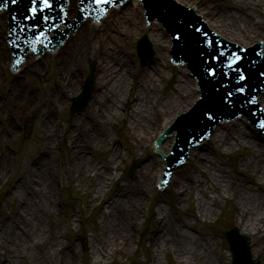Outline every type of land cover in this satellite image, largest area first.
Here are the masks:
<instances>
[{
    "label": "bare ground",
    "instance_id": "obj_1",
    "mask_svg": "<svg viewBox=\"0 0 264 264\" xmlns=\"http://www.w3.org/2000/svg\"><path fill=\"white\" fill-rule=\"evenodd\" d=\"M176 1L197 7L198 15L203 16L208 26L228 41L239 43L241 47L258 40L264 42V0H220L214 4L205 0ZM6 18V13H0L1 72L12 58L4 38ZM146 19L149 14L143 2H133L128 8H112L105 22L93 27L83 25L78 34H72L66 48L50 51L51 65L45 66L43 62L48 54L42 61L39 57L30 63L26 60L22 69L15 73L14 81L7 86L3 97L12 96L15 109L5 112L0 103V115L9 123H4L2 136L9 139L10 135L16 137L19 134L12 119L17 106L38 110L39 155L28 161L7 184L5 180L12 177L15 160L0 147V186L7 184L4 192L11 207L0 219V261L3 264H20L29 258L30 264L61 263L62 255L55 263V248L60 247V253L62 249L61 231L59 228L52 230L50 218L58 219L55 185L60 187L63 177L83 188L87 183L90 190L86 207L93 210L97 201L100 217L104 215V220L99 223L103 232L97 239L93 236L91 261L118 264L123 260L115 259L116 254L126 256L136 249L134 243L141 236V232L138 237L134 235L138 214L149 209L153 202L147 193L149 188L152 189L153 180L162 176L165 165L157 155H150L145 161L148 158L146 147L200 95L189 67L170 62L173 35L161 21L146 24ZM141 35L152 43L154 52L150 57L140 56L136 44L134 49L131 48L133 37ZM134 50L141 67L133 59ZM87 58L95 60V68L94 61H89L85 77L82 62ZM39 66H42L44 84L28 85L29 76ZM93 69L96 93L88 100L86 110L74 117V124L60 129L55 116L66 105L65 97L78 91L89 77L94 79ZM43 93L47 97H43ZM259 98L260 106L264 107V94ZM121 125L135 141L133 152L140 161L132 177L122 180L117 171L124 157L115 144ZM173 139L174 135L162 143L161 149L166 153ZM262 140L246 116L233 123L231 120L221 123L216 134L204 140L206 151L202 146H194L190 151L189 166L186 164L177 169L172 183L164 190L173 188L178 209H184L190 203L197 204L196 212L190 213L195 222L207 216L212 219L217 213L208 201L202 202L194 193L205 194L210 189L219 196L231 197L235 225L251 240L254 238L255 245L249 241L251 254L257 248L264 259ZM62 141L67 149L63 177L59 166ZM103 149L109 155L99 157L97 152ZM236 152L238 162L229 166L223 155ZM120 180L117 189L107 195L111 186ZM254 187H259L260 192ZM210 199L215 204V198ZM155 202V225L147 239L146 254L139 264H163L161 256L168 258L169 255L174 257L173 264H228L223 261L225 258L216 238L199 230L192 220L182 216L180 210L172 212L170 205L167 209L161 200ZM43 244H46V251L40 256L27 255L31 246ZM235 255L229 252V257Z\"/></svg>",
    "mask_w": 264,
    "mask_h": 264
},
{
    "label": "rangeland",
    "instance_id": "obj_2",
    "mask_svg": "<svg viewBox=\"0 0 264 264\" xmlns=\"http://www.w3.org/2000/svg\"><path fill=\"white\" fill-rule=\"evenodd\" d=\"M204 1V0H203ZM209 4H214L215 2H218L220 0H205ZM197 8V7H195ZM103 23V22H102ZM91 27L95 26L98 23L95 22H87L85 23ZM147 24V22H146ZM264 30V29H263ZM144 35L133 37V45L131 46L132 49H134V46L136 44L137 38H141ZM152 50L154 52V48L152 46V43L150 42ZM154 58V57H153ZM36 57L31 55L28 57V62L35 60ZM133 59L137 66L141 67L139 58L136 54V51L133 52ZM89 61H94V68H95V60L93 58H87L84 60L83 63V69L85 72V77L88 73V63ZM46 63L45 66H49L53 62V56L52 54L45 55V60L43 61ZM44 64V63H43ZM42 66H39L31 76H29V79L27 81L28 85H36V84H44L43 75H42ZM94 74V86H93V94L96 93L95 88V72L93 69ZM0 103L2 105V110L7 112L10 109H15L12 103V96L9 98H4V92L7 89L8 85H11V83L14 81L15 72L12 71L10 68V63L6 64L5 68L3 69V72L0 71ZM82 87V86H81ZM81 87L78 91L68 94L65 99L67 100L66 105L61 107L60 113H57L58 115L55 116V121L57 124V127L60 129L65 128L68 124L71 126L74 124L75 116L78 114L83 113L84 110H86L88 104L79 112L75 114H71L69 112V104L70 100L73 96L79 93L81 90ZM43 97H47L45 93H43ZM91 102V101H89ZM2 113V111L0 110ZM38 110H28L27 107L24 105L17 106L16 112L13 116V120L15 122V125L18 127L19 134L14 137L11 136L7 137L2 136L3 129H4V123L5 125L9 124L8 122L4 121V117L0 115V147L1 149L7 151L10 156L15 160L14 167L12 173L9 179L5 180V182L8 184V182H12L15 173L17 171H20L28 161H30L32 158H35L39 155L37 152V146L39 144V131L36 127L39 121L38 117ZM7 117V115H6ZM21 128V130H20ZM155 139V137H154ZM153 139V140H154ZM153 140L148 146L146 147V154H148L149 159L150 155H155V151L153 148ZM111 144V143H110ZM115 144H117L118 148L122 151L124 160L121 162L120 169L118 168L117 173L121 176V180L124 178H130L134 174V172L137 170L138 165L140 161H137V157L135 156L133 150L136 148V143L133 139H131L128 131L121 125L118 129V139H116ZM99 149V148H97ZM61 156L59 160V166L61 167V176L63 177V171L62 167L66 164L67 161V149H66V143L62 141L61 143ZM99 157H106L109 155V152H105V149H103L101 152H97ZM227 159L228 165L234 164L238 162V152L236 153H226L223 155ZM144 162V161H143ZM190 161L188 160L187 166H189ZM118 175V174H117ZM9 180V181H8ZM116 182L114 185L111 186L110 192L107 195H110L115 189H117L119 183ZM159 181V177H156L153 180L152 183V189L149 188L147 197H149L154 203L155 201L161 200L163 202V205L167 206V209L170 205L171 209L170 211L176 212L179 211L182 212V216L185 218H188L192 220L197 228L199 230H204V233L207 234V236H211L216 238L219 241V250L222 252L223 257L225 260L224 262L231 264V257H229V248L227 241L224 238V231L228 226L235 225V217H234V203L233 199L231 197L226 198L227 196H219L216 192H213L210 189H207V193L205 194H195L194 196H198L202 202L208 201L210 203V207L217 213L216 217H213L210 219L209 216H207L205 219L199 218L196 222L194 221L193 217L190 213L196 212V203H190L186 208L178 209L176 204V194L173 188L162 190L159 189L157 186V183ZM245 182L248 185H251L250 182L245 180ZM6 183H3L0 186V196L2 198V202L0 203V219L2 218V215L4 212L9 211L11 209L9 198L7 193L4 192L5 187L7 186ZM151 185V184H150ZM151 187V186H149ZM90 186L86 183L83 187H80L79 185L72 184V182H67L65 178L63 177V181L60 185V187L56 184L55 185V197L57 199L55 208H56V215L58 216V219L55 217L50 218V224L54 229H58L61 231L60 239L62 240V249L60 253V247L55 248L56 252V258L55 263L59 262V258L62 255V261L60 264H98L90 260L91 255L93 254V251L91 249L92 244H94V238L93 236H96V239L98 236L103 232L100 227L99 223L100 220H104V215H101V212L98 210V202H95V208L91 211L88 210V207H86V200L89 195ZM254 190L257 192H260L259 187H254ZM215 198V204H212L210 198ZM73 200V203L66 204V202H70ZM151 203L149 209L146 208L145 212H140L138 214V221L135 225L134 235L138 237L139 232H141V236L139 237V240L134 243V246L136 249L126 255L121 256L119 254L115 255V259L117 260H123V262H120L118 264H139L143 260V255L146 254L147 250V239L150 235L151 230L153 229L155 225V204ZM199 216V214L197 213ZM73 218V219H72ZM236 226V225H235ZM237 227V226H236ZM240 230V229H239ZM242 234H246V232H241ZM248 235V234H247ZM249 236V235H248ZM250 237V236H249ZM252 245H255L256 242L253 238ZM139 244V245H138ZM46 244L43 245H36L35 248L32 246L28 249L27 255H30L31 257H38L41 255V252L46 251ZM70 251H72V256L70 255ZM29 256V257H30ZM253 258H257L260 264H263V255L259 256L258 249L256 248L254 253H252ZM35 258V259H36ZM168 260V261H167ZM30 258L26 260V262H22L20 264H30ZM161 261L163 264H173L174 257L169 255L168 258H165L161 256ZM156 263V262H155ZM0 264H3L0 261ZM145 264V263H143Z\"/></svg>",
    "mask_w": 264,
    "mask_h": 264
},
{
    "label": "water",
    "instance_id": "obj_3",
    "mask_svg": "<svg viewBox=\"0 0 264 264\" xmlns=\"http://www.w3.org/2000/svg\"><path fill=\"white\" fill-rule=\"evenodd\" d=\"M68 2H69L68 3V8H69L68 10L69 11L67 13V17L72 18V16H74L76 13V8H77L76 0H69ZM153 2L155 4L154 7H152L150 4L148 6H146L147 10H148L149 18L152 17L154 19L151 22V24H154L155 21H160L158 18L153 17L155 14L154 10L157 9L156 7H158L159 12H160L158 14V16L161 15V18L163 19L164 23L170 29L171 34L174 35V37L176 38L175 39V48H174V50L176 52L175 58H186V59H188L191 62L192 67L195 68V70L199 73V76L201 78H204V76L207 75L206 72H207L209 67L211 69H214V70L217 67L218 68L221 66L223 67L224 64H226L228 62V60L232 61L233 56L231 54L238 53L242 57V60L238 62V64L235 66V70H232V73L235 71H238V70H242V71H245L247 74H249L253 77H255V75L258 74L259 79H258V83L256 84L257 88L260 86V84L262 82H264V76L260 75V73H264V58H260V60L262 62L261 61L256 62V60H257L256 51L258 50L257 44H255L253 47H251L249 49H240V48H238V47H241L239 45V43H234L235 46H233L232 44H229V43L221 40L217 36H214L210 32V30L205 27L204 24H202L200 21H198L197 18H195L192 14L188 13L185 10V8H183L182 6H179L178 4L171 2V0H153ZM86 3H89V0H83L82 1V4H83L82 6L84 7V10H86ZM132 4H133V2L132 3L127 2L119 8H128ZM110 11H112V8L109 10L106 18L102 22H105L108 19L109 15H110ZM195 12H196V14H198L197 8H195ZM0 13L3 15L5 12L1 11ZM200 17L204 20L203 16H200ZM87 22H88V20H86L84 23L79 25L78 29L73 34H78L80 29L82 28V26L85 25V23H87ZM63 26H64V24L61 25V27H63ZM220 36L223 37V35H220ZM71 37H72V34H70L66 40L64 39L61 42V44H59L55 49H53V50L50 49V50L45 51L44 54L39 57V60L42 61L44 55L50 54V51H60L61 48H66ZM211 41H214V44L210 43ZM141 42H142L141 40H138V45H137L140 53H142V49H143V44ZM263 50H264V42H263L262 47H261V52H263ZM220 53H224V55L220 56L219 60L213 58V57L218 56ZM29 56L30 55H28V57ZM28 57H26L25 61L20 65L18 71H20L22 69V67L24 66ZM179 65H186V64L184 63V64H179ZM200 69H202L201 72H200ZM220 71L223 72V70H219L217 72L218 74H216L215 77L216 78L218 77L217 79H224L223 76L221 75ZM251 72H252V74H251ZM210 79H212V78H210ZM255 82H256V79H255ZM92 85H93V79H92V77H89L83 86L82 92L78 96H76L72 99V104L70 106V109L72 112H75L76 110L81 109L86 104V102L88 101V99L90 98L91 93H92ZM202 85H205V82L202 81ZM207 88L210 89V87H207ZM261 94H264V91H259L254 96V97H256V101L259 103V105H260L259 95H261ZM209 98H210V96L207 95V93L203 91L201 100H199L197 102V104L193 107V109L189 113L181 114L180 117L176 120L175 124H173V126L168 128L167 130H165L163 132V134L157 138V140L155 141L156 145L157 146L160 145V149H161L162 143L164 141H169L171 139L172 135H174V133H173L170 136H168L167 139L164 140L165 136L168 133L173 131V128L177 129L178 133H180L181 128L185 126L184 124H186L184 121L188 117L199 118L198 117L199 115H202V117L212 115V118H211L212 120L217 119L219 114H221V112L223 110L220 108L218 110H216L218 108V105L215 103L210 104L211 101H209ZM206 104H208V105L205 106ZM213 104L215 105V108L213 107ZM209 108H211V109H209ZM262 108H263V115H264V107H262ZM233 110H236V109H232V111ZM202 117L194 125H200V124L204 123L205 127L208 128L211 124L210 117L208 119H206L205 121L203 120L201 123ZM243 118L244 117L235 118V119H232L231 122L233 123L234 120H242ZM209 122H210V124H209ZM221 123H226V121L216 123L214 126V130H212L209 133L208 137H213L216 134L217 127L220 126ZM252 125H253V123H252ZM183 129H185V128H183ZM179 136H180V134H179ZM208 137H206V138L204 137L201 140L202 142L199 145L196 144L194 146H196L197 148H199V146H202L203 151H206L205 146H204V140H207ZM183 144H182V142H180V139H179L178 142L176 143L175 148H174V153L171 155L169 160H171V159L173 160L176 153L179 154L180 152H183ZM194 146L192 145L191 147H188V149H187L188 157H187L186 163H184V164L182 163L180 165L173 166L170 169L169 174H168V178H167L168 183L166 184V186L169 183H172L174 172L177 169H180L181 166H186V164L189 160V157H190V151H191V149H193ZM180 149H182V150L179 152ZM161 151L163 152V154H167L162 149H161ZM158 153L161 155L159 150H158ZM226 237L230 240L232 248L234 249L233 252L235 254L237 253L235 248L239 245V248H240L239 251L241 250V252H243V254L246 256L248 254V256H247L248 263L249 264H258V263H255L254 261H252L250 256H249V251H248L249 246H247L248 244L246 243V240H247L246 236H241V238H240L241 242H239L236 247H235V240H236V238H239V236H237L236 228H234V227L229 228L226 231ZM238 261H239V257H237V255H235L234 256V264H238Z\"/></svg>",
    "mask_w": 264,
    "mask_h": 264
},
{
    "label": "snow or ice",
    "instance_id": "obj_4",
    "mask_svg": "<svg viewBox=\"0 0 264 264\" xmlns=\"http://www.w3.org/2000/svg\"><path fill=\"white\" fill-rule=\"evenodd\" d=\"M12 3H18L19 0H11ZM103 2H107V0H103ZM54 7V0H28V7L26 11L30 13L25 18L31 21H36L37 17H39L40 22L39 23H33L31 26L35 28H40L43 23H46L48 21H54V16L45 15L44 13L46 11H50ZM45 35V33L41 32V36ZM210 43L214 44V41H211ZM224 53H220L218 56L213 57L214 59L219 60L220 56H223ZM233 56L232 61L229 63V67H233L234 65H237L239 61L242 60V57L236 53L231 54ZM239 79L240 80H246L247 77L242 74L241 70H238ZM210 74L215 75V70L211 69ZM261 76H264V73H260ZM241 93L245 92L246 89L244 87H241L239 89ZM229 96H231V93H228ZM262 128H264V122L260 125Z\"/></svg>",
    "mask_w": 264,
    "mask_h": 264
}]
</instances>
